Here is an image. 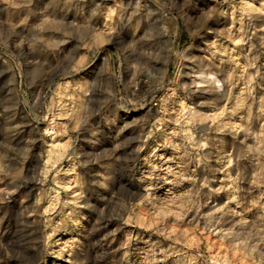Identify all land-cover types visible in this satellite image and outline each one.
<instances>
[{
    "label": "rangeland",
    "instance_id": "obj_1",
    "mask_svg": "<svg viewBox=\"0 0 264 264\" xmlns=\"http://www.w3.org/2000/svg\"><path fill=\"white\" fill-rule=\"evenodd\" d=\"M0 264H264V0H0Z\"/></svg>",
    "mask_w": 264,
    "mask_h": 264
},
{
    "label": "built area",
    "instance_id": "obj_2",
    "mask_svg": "<svg viewBox=\"0 0 264 264\" xmlns=\"http://www.w3.org/2000/svg\"><path fill=\"white\" fill-rule=\"evenodd\" d=\"M154 104H156V103H154Z\"/></svg>",
    "mask_w": 264,
    "mask_h": 264
}]
</instances>
